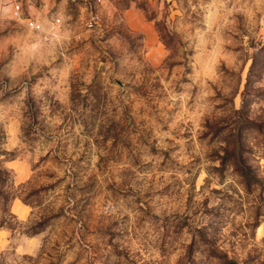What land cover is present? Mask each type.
Here are the masks:
<instances>
[{
  "label": "rangeland",
  "instance_id": "1",
  "mask_svg": "<svg viewBox=\"0 0 264 264\" xmlns=\"http://www.w3.org/2000/svg\"><path fill=\"white\" fill-rule=\"evenodd\" d=\"M20 2L0 264H264V0Z\"/></svg>",
  "mask_w": 264,
  "mask_h": 264
},
{
  "label": "built area",
  "instance_id": "2",
  "mask_svg": "<svg viewBox=\"0 0 264 264\" xmlns=\"http://www.w3.org/2000/svg\"><path fill=\"white\" fill-rule=\"evenodd\" d=\"M13 6L15 8V12L20 15L22 12V3L20 2V0H13ZM96 18H97V14H91V17L89 19V24L92 26L95 22H96ZM61 19L60 18H55L54 22L58 23L60 22ZM26 23L29 27L35 29V30H40L43 28V23L41 22V20L38 17L35 16H29L26 17Z\"/></svg>",
  "mask_w": 264,
  "mask_h": 264
},
{
  "label": "crops",
  "instance_id": "3",
  "mask_svg": "<svg viewBox=\"0 0 264 264\" xmlns=\"http://www.w3.org/2000/svg\"><path fill=\"white\" fill-rule=\"evenodd\" d=\"M147 36H148V34H147Z\"/></svg>",
  "mask_w": 264,
  "mask_h": 264
}]
</instances>
